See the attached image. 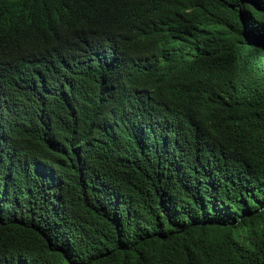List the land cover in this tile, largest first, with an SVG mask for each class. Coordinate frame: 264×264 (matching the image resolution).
<instances>
[{
  "label": "trees",
  "instance_id": "16d2710c",
  "mask_svg": "<svg viewBox=\"0 0 264 264\" xmlns=\"http://www.w3.org/2000/svg\"><path fill=\"white\" fill-rule=\"evenodd\" d=\"M0 264H264V0H0Z\"/></svg>",
  "mask_w": 264,
  "mask_h": 264
}]
</instances>
